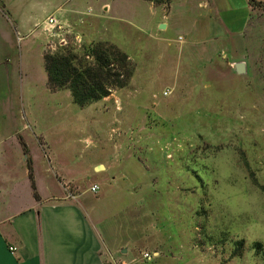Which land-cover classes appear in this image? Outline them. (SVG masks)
<instances>
[{
	"label": "rangeland",
	"instance_id": "obj_1",
	"mask_svg": "<svg viewBox=\"0 0 264 264\" xmlns=\"http://www.w3.org/2000/svg\"><path fill=\"white\" fill-rule=\"evenodd\" d=\"M105 1L102 41L129 56L133 75L80 107L68 89L48 88L42 52L81 49ZM29 8L28 33L12 40L21 67L0 61V122L9 125L0 137L24 138L27 153L70 185L98 183L88 219L105 237L126 238L136 264H264V46L198 61L199 44L186 47L195 39L178 26L156 30L160 13L145 0H31ZM253 14L264 22L263 8ZM48 15L59 27L48 28ZM235 61L247 63L245 73ZM157 249L159 263L142 257Z\"/></svg>",
	"mask_w": 264,
	"mask_h": 264
},
{
	"label": "crops",
	"instance_id": "obj_2",
	"mask_svg": "<svg viewBox=\"0 0 264 264\" xmlns=\"http://www.w3.org/2000/svg\"><path fill=\"white\" fill-rule=\"evenodd\" d=\"M30 1L0 0V51L3 54L6 51L2 54L5 58L0 61H13L15 57L11 51L15 33L19 29L25 35L28 33ZM145 1L154 14L160 13L159 24H165L162 32L168 26H178L184 35L195 39L186 43V47L199 44L200 47L192 48L198 61L212 58L220 49L235 52L237 49L254 48V43L258 48L264 46V39L260 36L262 32L259 31V28L264 31V22L251 20L258 7H252L247 0H170L168 4ZM53 6H56V11L62 12L61 4L54 3ZM110 7V3L105 1L100 5L102 12L91 13L87 29L82 32L89 37L85 39L86 43L108 39L100 31V24L101 19L106 18L103 12L107 13ZM62 17V22L70 23L66 16ZM250 28H253L252 31ZM248 32L253 35L244 40L238 37ZM205 35L209 38H204ZM201 38L208 43L200 44V41H206ZM29 47L28 43L22 45V50L28 52ZM22 59L19 54L16 61L20 67ZM8 126L0 122L2 132ZM27 150L24 138L17 139L15 143L12 138L0 137V264H136V258L130 256L126 238L105 237L88 219L85 207L92 208L90 192L95 195L100 190L99 186L96 192H92L89 187L99 184L70 185L68 179H58L57 171L52 175L47 165L40 158L34 159ZM54 164L56 168L52 165L51 168L58 169ZM99 164L106 167L100 162L93 167ZM66 187L71 188V194ZM60 189L65 194L61 195ZM133 189L127 188L128 191ZM5 210L10 212L5 214ZM9 247H15V251L11 252ZM163 254L161 250H154V258L148 261L155 259L154 262L159 263Z\"/></svg>",
	"mask_w": 264,
	"mask_h": 264
},
{
	"label": "trees",
	"instance_id": "obj_3",
	"mask_svg": "<svg viewBox=\"0 0 264 264\" xmlns=\"http://www.w3.org/2000/svg\"><path fill=\"white\" fill-rule=\"evenodd\" d=\"M147 1L168 4L170 0ZM247 1L252 7L264 8V1ZM43 63L48 88L68 89L72 102L80 107L103 99L114 88L125 87L134 70L124 51L102 40L87 42L79 50L63 47L46 51ZM255 245L261 246L258 242Z\"/></svg>",
	"mask_w": 264,
	"mask_h": 264
},
{
	"label": "built area",
	"instance_id": "obj_4",
	"mask_svg": "<svg viewBox=\"0 0 264 264\" xmlns=\"http://www.w3.org/2000/svg\"><path fill=\"white\" fill-rule=\"evenodd\" d=\"M45 24L47 25V26H49L48 28H55V27H59V24L57 23V20L53 17V16H49V17H47L46 18V20H45ZM46 30V32L48 33L47 35H48V37L49 36H57V33L55 32H52V30ZM164 94H167V92L166 91H164ZM89 189H90V191H92V192H96L98 189H99V186L97 185V184H92L90 187H89ZM66 190H67V192L69 193V194H71L70 193V187H66ZM71 196V195H70ZM9 250L11 251V252H13V251H15V247H9ZM142 257L144 258V259H146V260H151L152 259V256H151V254L150 253H148L147 251H144V252H142Z\"/></svg>",
	"mask_w": 264,
	"mask_h": 264
},
{
	"label": "water",
	"instance_id": "obj_5",
	"mask_svg": "<svg viewBox=\"0 0 264 264\" xmlns=\"http://www.w3.org/2000/svg\"><path fill=\"white\" fill-rule=\"evenodd\" d=\"M159 29H163L165 28V24L164 23H160L158 26ZM234 71L237 74H243L245 73V63L243 61H238L234 63ZM104 168L103 165L99 164L95 167L96 170L102 169Z\"/></svg>",
	"mask_w": 264,
	"mask_h": 264
}]
</instances>
